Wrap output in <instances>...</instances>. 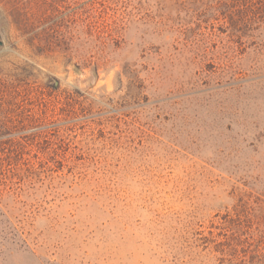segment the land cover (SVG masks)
I'll list each match as a JSON object with an SVG mask.
<instances>
[{"label":"rangeland","instance_id":"374dc122","mask_svg":"<svg viewBox=\"0 0 264 264\" xmlns=\"http://www.w3.org/2000/svg\"><path fill=\"white\" fill-rule=\"evenodd\" d=\"M0 264H264V0L0 2Z\"/></svg>","mask_w":264,"mask_h":264},{"label":"trees","instance_id":"16d2710c","mask_svg":"<svg viewBox=\"0 0 264 264\" xmlns=\"http://www.w3.org/2000/svg\"><path fill=\"white\" fill-rule=\"evenodd\" d=\"M5 1H7V0H0L1 3H2V2H5Z\"/></svg>","mask_w":264,"mask_h":264}]
</instances>
